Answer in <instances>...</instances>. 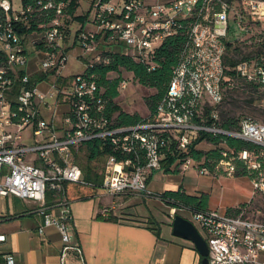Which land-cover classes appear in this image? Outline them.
Instances as JSON below:
<instances>
[{
	"label": "built area",
	"instance_id": "built-area-1",
	"mask_svg": "<svg viewBox=\"0 0 264 264\" xmlns=\"http://www.w3.org/2000/svg\"><path fill=\"white\" fill-rule=\"evenodd\" d=\"M66 5L65 0H22L17 9L12 0H0V196L35 201L44 226L56 225L62 234L63 257L70 251L81 254L80 247L70 243L67 231L72 214L66 206V182L91 187L97 196L135 193L161 200V193L151 190L148 181L154 171L163 168L162 160L171 144L184 150L206 131L264 147V123L246 117L237 130H225L206 124L201 117L203 105L222 102V84L230 80L224 69L225 38L233 10L228 2L94 0V29H82L75 37L83 54L97 51L101 42L121 43L132 48L129 55L135 60L153 69L151 57L156 47L178 31L186 36L167 93L155 112L128 126L114 125L108 118L105 98L95 75L89 73L95 63L109 61L103 53L96 52L84 71L63 84L71 57L64 45L69 32L64 20ZM234 15L241 32L250 33L249 22L262 24L264 30V0H242ZM30 46L41 53L37 76H42L41 80L26 71ZM237 70L249 80H259L264 88V56L253 66L247 61L239 63ZM43 80L49 83L48 91L38 86ZM17 84L20 89L13 100L8 96ZM126 85L121 81V87ZM59 96L69 99V109L57 125L55 116L50 120L41 117L40 106L49 107V101ZM213 117H218L217 111ZM26 130L33 138L31 143L23 141ZM95 139L111 147L100 184L84 179L74 155V149ZM220 154L222 158L214 167L227 175L235 174L237 158L246 161L249 168L261 167L258 155L248 150L234 156L221 148ZM174 164L184 169L196 167L202 174L209 172L191 157L177 159ZM254 185L264 191V172ZM48 191L56 196L54 204L63 206L57 216L47 212ZM181 210L190 212L191 221L203 232L209 264H264V212L249 215L247 207L237 214L187 207ZM172 211L174 215L176 209ZM108 212L109 208L104 210L105 215ZM4 239L0 236V241ZM5 257L7 264H14L10 255Z\"/></svg>",
	"mask_w": 264,
	"mask_h": 264
},
{
	"label": "crops",
	"instance_id": "crops-1",
	"mask_svg": "<svg viewBox=\"0 0 264 264\" xmlns=\"http://www.w3.org/2000/svg\"><path fill=\"white\" fill-rule=\"evenodd\" d=\"M92 17L88 15L84 22L75 23L81 29H94ZM72 25L64 40L72 59V64L68 62L65 68L64 85L74 74L84 71L87 61L96 52L117 46L101 42L97 51L83 54L75 38L77 30L71 31ZM76 45L78 52L74 54L72 50ZM29 52L26 71L37 77L41 53L31 46ZM38 86L43 91L49 89L46 80ZM49 102V107L40 106L41 117L50 120L55 116L60 125L69 109V99L59 96ZM23 141H33L29 130L25 131ZM196 147L208 150L214 146L202 141ZM170 170L154 171L148 181L149 188L158 193L182 190L196 197L205 194L207 209L236 214V209L244 204L251 208L259 196L264 195V191L255 188V180L247 175H227L224 170L215 169L202 174L196 167L184 169L179 165L176 169L175 164ZM64 189L66 206L72 214L67 224L70 243L78 245L81 254L70 251L63 257L62 234L56 225L44 226V216L37 211L38 204L8 195L3 196L5 204L0 208V236L5 237L0 241V264H7L6 255L13 258L14 264H203V257L191 240L173 235L174 215L161 206L163 201L157 198H143V201L141 195L133 193L97 196L72 182H66ZM55 201L54 195L53 202L47 204V212L57 216L63 206L54 204ZM107 208L109 212L105 215ZM181 215L191 220L187 210ZM40 227H43L42 232ZM200 233L204 237L203 232Z\"/></svg>",
	"mask_w": 264,
	"mask_h": 264
},
{
	"label": "trees",
	"instance_id": "trees-1",
	"mask_svg": "<svg viewBox=\"0 0 264 264\" xmlns=\"http://www.w3.org/2000/svg\"><path fill=\"white\" fill-rule=\"evenodd\" d=\"M65 1L67 5L64 12V20L67 26L70 25L71 20L84 22L88 19L89 14L76 13L80 7V0ZM226 2H228L233 8L230 13V22L233 21L235 23L234 14L240 8H237L232 0ZM249 24L248 25L251 26L249 34H251L254 24H251L250 22ZM230 29L231 27L229 26V32L225 38L226 54L224 56L225 75L229 77L230 80L225 81L222 84V102L217 106L209 104L203 105L201 117L208 125L215 124L225 130H237L240 127L241 120L246 117L257 122L263 121L261 123H264V88L262 87V84L257 79L249 80L237 70L239 63L247 61L253 66L261 56H264V30H261L259 36L255 39V49L252 51V54L243 55L237 42L235 40H229L228 36L230 34ZM185 40L186 36L183 31H178L167 36L156 47L155 52L151 57V61L154 64L153 69H149L148 63L135 60L131 55L124 53L121 50L104 52L103 55L106 56L109 61L107 63H95L94 66L89 69V73L95 75L99 88L105 98L106 115L112 120L114 125H133L144 118L122 110L120 105L115 101L116 97L119 95L118 88L122 79L120 77L111 78L109 75L111 73L119 74L122 70H126L133 74L134 78L140 85L155 89L156 92L147 98L149 109L151 114H153L158 103L167 93L173 69L179 60L180 52ZM37 79L41 80L42 76L37 77ZM19 89L20 85L17 84L13 93L8 97L15 100ZM242 96L247 97L244 101V105H240V98H237ZM243 107L248 108L253 115L245 114L241 110ZM215 111H217V118L213 117ZM202 141H206L214 147L208 150L198 149L196 146ZM221 148H226L233 153L234 156H237L243 150H248L258 155V160L261 163L259 169L249 168L246 161L237 158L235 160V175H247L254 180H258L261 173L264 172L263 146L234 136L224 134L214 135L206 131L200 132L198 137L184 150H177L175 145L171 144L169 149L165 151V156L162 160V167L165 171H171L170 166L173 165L177 159L191 157L194 160L202 162L203 165L207 166L209 171H214L215 162H218L222 158L220 154ZM110 152V145L99 139L87 141L79 146L78 149H74L75 161L81 167L85 180L93 182L94 184L102 183L103 174L92 166L93 164L91 163L100 159H105ZM81 157L85 158V163L83 164ZM177 166H179V164H176V169ZM77 186L80 188H87L89 193H95V190L91 187L80 184H77ZM53 198V191H48L46 195L47 204H51ZM207 199L208 197L205 194L196 197L188 195L182 190L165 191L161 193V200L176 210L186 207L196 211L206 210ZM243 207H247V204L236 209L235 213H239ZM150 223L153 224L154 222L150 221Z\"/></svg>",
	"mask_w": 264,
	"mask_h": 264
},
{
	"label": "rangeland",
	"instance_id": "rangeland-1",
	"mask_svg": "<svg viewBox=\"0 0 264 264\" xmlns=\"http://www.w3.org/2000/svg\"><path fill=\"white\" fill-rule=\"evenodd\" d=\"M12 1L14 4V7L19 9L21 6L22 0H12ZM225 1H229V0H225ZM232 2L234 5L237 6V8H240L242 0H232ZM93 3H94V0H80V7L76 13L77 14H86L87 13V14H89V16H92L94 13V10L92 9ZM70 24H73L71 31L77 30L76 33H78V30L80 31L81 28L79 27V24L75 23L74 20H71ZM230 27H231L230 34L228 36L229 40H231V41L235 40L237 42V44L239 45L243 55L252 54V51L255 49L254 48V41L259 36V32H261V30H262V24L256 22L254 24V27L252 29L251 34H249V35L238 30L236 24L233 21L230 22ZM69 30H70V27H69ZM113 45H115V44H113ZM116 45L117 46L107 47V51L121 50L122 52L127 53V54H130L132 51V48L128 47L125 44L120 43V44H116ZM107 51H103L102 53L107 52ZM77 52H78V46L76 45V47L73 48L72 53L76 54ZM71 60L72 59H70L69 62H71V64H72ZM109 76L111 78L120 77L122 79V81H126V83H127L126 87H124V88L119 86V88H118L119 95L115 99V101L120 105L122 110L129 112L131 114H134V115H138L141 118H147L148 116H150L151 111H150L148 103H147V98H149V96H151L152 94H154L156 92L155 89L144 87V86L140 85L136 81V79L134 78L133 74L129 71H126V70H122L119 74L118 73H111ZM237 98H240L239 104L244 105V101L247 97L242 96V97H237ZM228 100H230V99H228ZM241 110L245 114H250V115L252 114L248 108L243 107V109H241ZM261 122H263V121H261ZM206 144H208V142H206ZM81 158H82V164L85 163V158L84 157H81ZM104 163H105V159H100V160L94 161L91 164H93L92 166H94L97 170H99L100 173L103 174ZM132 195L136 196L137 194L133 193ZM140 198L143 199L145 197L142 196ZM143 201H144V199H143ZM4 204H5V198L3 196H0V208ZM161 206L166 211H168L172 214L173 211H172V208L170 206H168L164 202ZM257 210L261 211L262 213L264 212V195H260L259 198L257 199V201L255 202V204L252 205L251 208H248L247 214L257 215L258 214ZM176 213L181 215V213H183V210H181V209L176 210L174 215Z\"/></svg>",
	"mask_w": 264,
	"mask_h": 264
},
{
	"label": "water",
	"instance_id": "water-1",
	"mask_svg": "<svg viewBox=\"0 0 264 264\" xmlns=\"http://www.w3.org/2000/svg\"><path fill=\"white\" fill-rule=\"evenodd\" d=\"M130 169H132L130 167ZM173 235L181 238H185L191 240L197 250L199 251L202 258L203 264H209L208 262V254H209V246L205 238L200 233L197 226L188 218L175 214L173 218Z\"/></svg>",
	"mask_w": 264,
	"mask_h": 264
}]
</instances>
